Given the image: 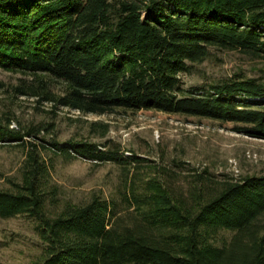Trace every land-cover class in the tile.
<instances>
[{
  "label": "trees",
  "instance_id": "trees-1",
  "mask_svg": "<svg viewBox=\"0 0 264 264\" xmlns=\"http://www.w3.org/2000/svg\"><path fill=\"white\" fill-rule=\"evenodd\" d=\"M210 48L264 57V0H0V71L32 78L16 95L83 116L142 110L233 123L264 139L263 83L183 88L181 75ZM10 122L0 120V146L20 148L23 159L0 190V219L35 221L45 246L37 264H264V176L201 181L183 193L141 178L143 160L118 143L60 145ZM48 154L115 164L116 197L50 211Z\"/></svg>",
  "mask_w": 264,
  "mask_h": 264
},
{
  "label": "rangeland",
  "instance_id": "rangeland-1",
  "mask_svg": "<svg viewBox=\"0 0 264 264\" xmlns=\"http://www.w3.org/2000/svg\"><path fill=\"white\" fill-rule=\"evenodd\" d=\"M233 77L264 84V57L210 48L208 57L194 64L189 74L181 75V80L185 89L206 90ZM0 81L4 84L0 89V120L9 119L10 128L37 129V139L60 145L70 140L113 141L120 144L124 156L132 153L143 160V179L158 178L187 193L201 181L236 182L264 176V139L235 133L233 123L142 110L83 116L16 95L14 87L32 82L28 75L0 71ZM104 126L107 133L102 137ZM25 140L36 142L31 137ZM45 158L52 165V183L57 188V201L47 206L53 212L65 204L83 206L94 196L110 200L123 180L122 169L113 163L96 165L86 159L51 154ZM22 159L20 148L0 146V190L10 188L8 178L16 177ZM35 225L27 216L0 219V264L44 260L45 246ZM222 234L227 237V233Z\"/></svg>",
  "mask_w": 264,
  "mask_h": 264
}]
</instances>
